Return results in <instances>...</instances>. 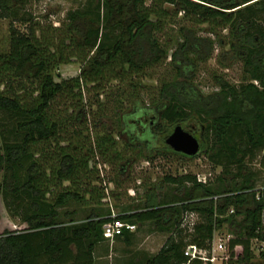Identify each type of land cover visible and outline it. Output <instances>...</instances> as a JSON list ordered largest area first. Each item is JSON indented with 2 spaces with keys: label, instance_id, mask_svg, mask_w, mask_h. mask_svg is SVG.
Wrapping results in <instances>:
<instances>
[{
  "label": "trees",
  "instance_id": "1",
  "mask_svg": "<svg viewBox=\"0 0 264 264\" xmlns=\"http://www.w3.org/2000/svg\"><path fill=\"white\" fill-rule=\"evenodd\" d=\"M29 1L0 0V21L7 22L0 50V202L17 221L15 229L0 233V264H93L101 226L112 220L151 223L170 233L140 264L187 263L185 248L207 250L222 225L233 233L221 264H252V243H264V188H252L256 172H264V0H85L57 26L30 18ZM177 15L190 25L238 36L230 48L244 55L242 82L216 81L214 93L184 101L171 81L153 101L164 123L195 114L209 143L207 160L234 187L217 193L192 176L166 175L165 184H190L186 200L156 207L149 193L141 210L102 215L95 160L113 166L125 158L127 145L120 146L97 121L112 116L114 131L120 129L117 112L139 96L133 95L135 81L167 58V44L156 33ZM179 32L168 64L175 63L183 87L194 66L188 55L199 60V52ZM70 63L78 64L77 75L55 80L57 66ZM149 121L142 113L127 125L143 131ZM182 128L193 135L190 124ZM70 203L89 213L74 221L75 211L61 213ZM187 214L196 218L190 228L183 225ZM119 235L128 242L127 232ZM257 259L264 264V248Z\"/></svg>",
  "mask_w": 264,
  "mask_h": 264
},
{
  "label": "rangeland",
  "instance_id": "2",
  "mask_svg": "<svg viewBox=\"0 0 264 264\" xmlns=\"http://www.w3.org/2000/svg\"><path fill=\"white\" fill-rule=\"evenodd\" d=\"M85 0H30L25 7L27 15L33 20L50 22L57 26L68 11L81 7ZM169 14L172 8L165 6ZM6 21H0V50L5 46ZM162 29L156 33L159 41L167 44V58L161 66L147 71L148 76L140 77L135 88L134 96L130 103H123L117 112L121 127L115 132L113 119L102 117L97 124L103 123L106 131L112 132L120 146L127 145L125 158L115 165L101 163L95 160V168L98 172L100 186L103 189L104 198L102 206L97 209L100 214H109L111 217L120 213H129L141 210L145 205V197L149 193L153 196L149 204L156 207H167L180 201H184L190 191V184L186 183L182 188L163 183L166 175L171 177L189 175L194 177L196 183L209 187L213 192L222 193L232 189L230 176L220 175V169L213 167L206 158L208 141L204 135V126L197 120L195 114H191L186 120L172 124L164 123L159 118L160 111L155 104L158 90L162 85L171 81L176 83L175 88L182 92L181 99L194 97L203 98L216 91V81H224L229 84H237L243 81L242 60L244 55H238L230 48V43H236L238 36L230 35L227 31L217 32L210 30L205 25H190L181 20L180 15L176 18H167L163 21ZM20 30L22 28H19ZM179 29L187 36L193 45L197 44L199 60L190 54L189 59L194 61V66L185 76V86L181 78H176V71L172 63L169 65V55L176 50L175 42L180 39ZM195 43V44H194ZM199 45V46H198ZM79 72L76 63L59 65L55 69L54 79H66L74 77ZM177 84L179 86H177ZM173 91V88H170ZM155 101V102H153ZM154 103V104H153ZM142 113L151 117L152 124L146 125L143 131L128 128L129 121L135 120ZM190 114V111H188ZM190 124L194 130L193 136L198 143V152L192 157H186L174 153L164 145V139L169 136L176 126L184 127ZM145 157L147 160H142ZM248 166V165H247ZM250 167V166H249ZM255 169L251 166V169ZM199 181V182H198ZM253 191L264 188V172L257 171L252 181ZM249 191H243L247 195ZM90 208H81L79 205L70 203L64 211H75L72 217L74 221H81L89 213ZM194 215H184L183 225L190 228L195 221ZM236 223L241 219L236 218ZM17 221L10 218L4 211L0 202V233L4 230L16 228ZM233 228L222 225L213 234L214 240L225 241L231 238ZM168 231L158 229L154 224L145 223L128 234V242L124 237L117 235L111 241L100 239L93 250V264H140L145 259L152 257L159 250L165 239L169 236ZM258 244L252 243L254 260L252 264H261L257 259ZM214 264H220L215 262Z\"/></svg>",
  "mask_w": 264,
  "mask_h": 264
},
{
  "label": "built area",
  "instance_id": "3",
  "mask_svg": "<svg viewBox=\"0 0 264 264\" xmlns=\"http://www.w3.org/2000/svg\"><path fill=\"white\" fill-rule=\"evenodd\" d=\"M199 182V181H198ZM231 213V211H229ZM136 230L135 225L123 223L119 220H112L109 222H105L101 226V237L106 241H111L114 237L119 235L121 232L133 233ZM229 239V238H227ZM226 239V240H227ZM225 240V241H226ZM225 241L221 242L212 239L209 243V248L207 250H199L193 246H187L184 250V256L187 258V263L192 260H198L202 264H212L214 262H222L225 260L224 256V243ZM259 246L264 248V243H260Z\"/></svg>",
  "mask_w": 264,
  "mask_h": 264
},
{
  "label": "water",
  "instance_id": "4",
  "mask_svg": "<svg viewBox=\"0 0 264 264\" xmlns=\"http://www.w3.org/2000/svg\"><path fill=\"white\" fill-rule=\"evenodd\" d=\"M164 145L174 153L192 157L198 152V143L194 136L180 126H176L164 139Z\"/></svg>",
  "mask_w": 264,
  "mask_h": 264
},
{
  "label": "crops",
  "instance_id": "5",
  "mask_svg": "<svg viewBox=\"0 0 264 264\" xmlns=\"http://www.w3.org/2000/svg\"><path fill=\"white\" fill-rule=\"evenodd\" d=\"M139 225H135V227H136V229H137V227H138ZM128 234H131V233H128ZM217 262V261H216ZM215 263V262H214ZM214 263H212V264H214ZM220 263V262H219ZM221 264V263H220Z\"/></svg>",
  "mask_w": 264,
  "mask_h": 264
},
{
  "label": "flooded vegetation",
  "instance_id": "6",
  "mask_svg": "<svg viewBox=\"0 0 264 264\" xmlns=\"http://www.w3.org/2000/svg\"><path fill=\"white\" fill-rule=\"evenodd\" d=\"M151 119H152V118L150 117V121H149V124H152V123H151Z\"/></svg>",
  "mask_w": 264,
  "mask_h": 264
}]
</instances>
